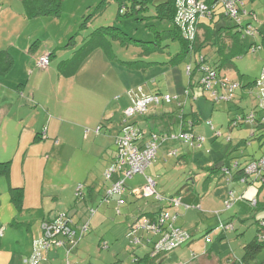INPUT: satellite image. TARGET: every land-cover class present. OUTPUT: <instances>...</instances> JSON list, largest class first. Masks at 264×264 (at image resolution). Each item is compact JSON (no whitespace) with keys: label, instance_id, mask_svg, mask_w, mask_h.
I'll list each match as a JSON object with an SVG mask.
<instances>
[{"label":"rangeland","instance_id":"rangeland-1","mask_svg":"<svg viewBox=\"0 0 264 264\" xmlns=\"http://www.w3.org/2000/svg\"><path fill=\"white\" fill-rule=\"evenodd\" d=\"M162 1L164 0H125L126 8L124 7L119 13L120 4L117 0H63L59 15L38 17L40 20L37 26L45 36V43L47 46L49 43L53 46L54 56L50 59L49 69L55 71L52 79L49 76L42 77L44 81L41 83V88H35L36 91L31 90V93H37V98L43 103L38 104L33 99L31 100L33 104L25 108L23 118L14 115L15 121L18 120V123L22 124L16 130L17 138L20 137L23 124L34 122L35 127L41 125L37 134L35 132L32 134L31 142L34 145L30 149L31 158L26 162V169L30 172L36 169L39 173L37 187L39 193L42 192L44 195L49 194L47 192L49 189L57 190L63 185H68L77 173L84 174L82 184L87 179L86 176H90L91 173L96 174L98 179L102 174L100 181L105 184L103 173L108 164L104 168V162L108 156H111L109 151L114 147L111 148L109 144L111 143L112 146L113 138L117 134L114 133L116 130H111L114 136L107 130V125L110 123L107 114L113 113L115 107L121 109L119 113L124 111V107L128 104L125 91L141 87L143 93L156 90L177 96V100L173 97L170 103L149 104L148 110L171 109L178 113L180 110L178 101H181L187 123L193 124L192 133L204 137L205 142L201 147H189L182 139L176 137L179 133L176 125H173V128H168L167 125L160 127L164 128L163 130L159 128L162 134L166 133L168 137L164 136L160 141L156 157L146 168L145 175L151 172L157 190L159 186H163L168 193L170 192L169 194L180 197L181 205L177 210L180 214L176 223L180 225L186 223L184 228L190 233L189 227L195 228L194 233H191L195 239L190 245L200 242L204 246L211 240L208 247L214 245V251L224 254L231 252L230 254L234 253L235 257H241L244 254L242 244L253 239L257 224L252 216V210L247 206L240 215L236 216L234 212L232 213L236 219L240 218L238 216L242 219L246 216L243 224L236 220L238 223L233 222L235 229L225 232L218 227L219 220H226L228 214L234 211V207L237 208L241 200L234 203L229 210H225L224 203L217 207L221 193L227 194L228 187L223 172L212 168L222 161L227 167H230L234 160L244 165L247 161L261 156L264 150V137H259L260 133L257 129L252 130L251 125L246 122L238 124L233 122L238 115L249 113L256 107V101L246 85L260 75L264 60L261 54L263 47L254 53L247 50L250 43L254 40L260 42L261 38L246 34L244 43L247 52L234 57L232 68H225L220 72L231 82L237 81L241 84L235 89L231 99L227 100L226 96L223 97L226 95V90L220 83H218L217 96H214L211 90L195 84L186 95L185 89L189 81L186 68L189 62L191 69L195 67V59L199 57V53L187 55L186 58L179 56L182 43L167 32L174 30V24L169 18L161 16L162 10L157 4ZM22 7L19 0H0V10L11 12L12 8ZM233 24L234 21L231 19L217 17L211 36L216 40L221 26ZM107 26L119 28L124 35H117V31L114 30L101 31L100 27ZM214 47L208 45L200 51L201 56L206 57L209 64H212L217 57ZM68 72L73 73L67 74ZM59 74L61 78H58ZM199 76L200 72L197 71L194 75L195 82ZM152 80H155L154 86L148 84ZM118 95H121V99L116 101L114 98ZM105 106L113 111L108 110L103 116ZM128 119H135L147 129V132L155 127L144 122L146 119L144 114H136ZM95 120H98L95 125L103 126L98 134L101 135L98 141H94L98 135L95 134V128L91 127ZM49 123L50 128L56 130L55 133L50 130L45 136L44 127H49ZM159 129L154 130L159 131ZM23 134L25 135L22 138L24 136L27 138V131ZM42 135L47 138L44 139ZM9 140L7 138V141ZM9 148L14 149L15 145L11 142ZM172 152H175V155ZM253 184L248 185L251 192L256 193L258 187L262 186L260 197L264 196V185L259 182ZM136 186L135 179H129L125 183L127 190ZM42 187L44 192L41 190ZM6 188H8V180L5 176H0V201L4 198L7 201V196L3 193ZM233 188L237 190L236 187ZM103 195L102 192L96 204L90 198L87 199L86 205L82 203L84 210L93 208L97 209V212L94 218L89 215V210H86L90 227L80 238L79 247L77 246L69 257L66 258V250H64L62 264H134L132 251L136 250L139 254L147 249L138 245L130 247L126 237L127 222L130 219L128 211H132L136 216V213L152 210L160 203L153 196L133 200L127 195L120 206L121 214L117 215L114 201L109 204L103 203L101 201ZM236 195L240 194L236 193ZM75 200L72 199L70 203L62 202L57 209L72 215V225L84 215V210L81 208L76 211ZM46 201V206L52 207L54 206L52 201L56 199ZM39 205L42 209L41 200ZM46 206L42 209L45 212L50 209ZM187 207L189 209L186 211L187 214L180 217ZM174 210L176 211L169 208L171 212ZM39 211H41L39 208H33L25 210L23 215L21 212L16 213V216L26 226L28 223L26 219H30L35 228L39 226L41 219L36 218ZM14 212L11 213L4 204H0V216L4 217L5 221ZM216 212H219V217ZM257 214H261V211H257ZM19 220L13 218L11 221ZM139 221H143V216ZM208 225L212 227L207 228ZM22 230H25V227H22ZM217 233L222 236L220 240H216ZM18 234L21 235L19 236L21 244L24 245L23 233ZM147 235L152 237L151 232ZM77 238L78 236L73 241L65 240V243L59 246L70 244V247H73ZM101 240L108 243L107 250L97 249V244ZM191 256L192 247L189 248L185 243L160 264H170L173 261L195 264L188 263ZM45 259H41L38 263L46 261ZM263 259L264 247L248 264H255Z\"/></svg>","mask_w":264,"mask_h":264},{"label":"crops","instance_id":"crops-1","mask_svg":"<svg viewBox=\"0 0 264 264\" xmlns=\"http://www.w3.org/2000/svg\"><path fill=\"white\" fill-rule=\"evenodd\" d=\"M19 3L22 4L23 6L22 0H19ZM246 8L249 11H253V13L256 16L253 22L259 30L257 36H260L261 42L264 47V0H251L246 5ZM12 11L10 12L4 9L0 10V51H3L4 53H6L5 57H7V59L10 61V66L8 70H6L5 72H0V163L8 162V165L6 166L5 171L0 172V176H5V178L8 180V188L3 190V193L7 196L6 198L7 201H5V198H4L3 200L0 201V204L1 203L4 204L5 207L11 211V213L13 211L15 212L10 217H8L6 221L4 217L0 216V229H2V232L0 235V264H24L23 259L28 257L32 253L33 248H34V242L41 235L40 234V224L44 218H53L59 213L68 214L72 218L71 214L67 212H60L57 209H59L58 207L61 206L62 202L70 203L72 199L75 200L74 198H76L78 187L81 186L82 188L81 189L82 197L78 199L77 201L75 200L77 202L75 203L76 211H78V208L79 209L81 208V210H84L82 208V203L86 205L88 198H90L92 201L94 200V203L96 204L104 188V184L101 182L102 180L100 181L102 174L100 175L101 177L98 179L96 174L91 173L90 176H86L87 179L82 184L81 181L84 179L83 178L84 174L77 173L68 183V185H65V186L63 185L60 188H57V190L49 189L47 190L49 194L44 195L42 192H40L41 194L39 193L38 187H37V183L39 184V173L36 171V169H34V171L32 170L33 172H30L29 169L28 170L26 169V162L31 158V156L29 155L30 149L32 145H34V143L31 142L32 134H34V132L35 134H37V131L40 130L41 125L39 127L38 126L35 127L34 122L23 124L24 126L22 128L21 133L19 134L20 137L18 136L17 138L16 130H18V128L21 127L22 124L20 125V123H18V120L15 121L14 115L17 114V116L23 118L24 116L22 117V115H23V112L25 111V108L33 104V102H31V100L33 99L38 104L43 103L41 99L37 98V93L36 92L31 93V90L32 89L35 90V88L37 89L41 88L42 86L41 83L44 81V78L42 79L43 76H49L52 79L55 70L49 69V65H50V59L54 56L53 54L54 52L52 51L53 46L50 43H49V46H47V44L45 43L46 41L44 38L45 36H43L41 29L39 28V26H37V23L40 20L38 17L30 18V19L27 18L24 15V6L18 9L12 8ZM248 16L250 17V15ZM261 54H262V58L264 59V48L262 49ZM42 55L49 56V63H48V66L45 68H42L38 66L37 64L38 58ZM69 73H73V72H68L67 74ZM58 78H61L60 74L58 75ZM130 89H133V88H130ZM240 97H242V95ZM120 99L121 98L115 99V100L119 101ZM126 101L129 104L128 98ZM128 104L124 107V109L128 106ZM106 107L108 106L104 107L103 116L106 113H108V110L113 111V109L111 108L107 109ZM115 108L116 110L113 111V113L107 114L108 116L107 120L110 121V123L107 125V130L110 131L111 135H113L114 133H118L120 125L124 119L123 111L119 113L121 109L117 107ZM169 110L171 109H168L167 111L169 112ZM161 112L163 111H158V109L152 108L149 111V113L145 116L146 119L144 122L145 123L148 122L152 126H155L156 123L158 125L161 124L162 126H166V125L169 126L166 120L163 121L161 117L159 118V115L161 114ZM153 115H156V116H153ZM97 121L98 120H95L91 124V127L95 128L94 130H95L96 135L100 134L102 127H103L101 125L99 126V124L95 125ZM43 123H45V121ZM171 128L173 127L171 126ZM251 128L252 130H256V128L254 129V127H251ZM50 130L53 133H55L56 129L50 128V123H49V127L48 126L44 127L43 133L45 134V136L47 133H50ZM111 130H116V132L112 133ZM26 131H27L26 136L28 135L27 138H25V136L24 138H22L23 135H25L23 133ZM85 134H86V131H85ZM43 136L44 135H42V137ZM45 136L43 137L44 139L47 138ZM100 137L101 135H98L94 141H98ZM7 138L10 140L7 141ZM37 140H40V139L37 138ZM10 141L12 142V144L15 145L14 149L9 148V143L11 145ZM34 141H36V138H34ZM112 142H113L112 146H111V143L109 144L111 148L114 147V138ZM58 147H60L59 141H58ZM109 153L111 156L110 157L108 156V158L105 159L104 168L107 166V164L111 160V157L113 155V150L109 151ZM222 162L223 164L225 163L224 161ZM15 168L16 169L19 168V170H15ZM150 173L151 172H148V174L147 173L146 174L151 176ZM132 179L136 180L137 186H140L144 182V178L141 175H136ZM226 185L228 187V190L233 189L235 193L243 194L244 196V200L238 203L237 208L234 207L235 208L234 211H231L228 214L226 218L227 221L232 220L235 223L237 220L243 224L244 222L243 219H245L246 216H244L243 219L241 218V216H238L240 218L236 219V216L240 215L241 213H244V210L246 209L247 206L249 209L252 210V216L254 217L255 221H257L258 219L264 218V196L262 195L260 197L262 186L258 187L257 192L254 193V192H251V189L249 188L248 185L245 186L244 183H241L237 180L232 181L230 184H226ZM12 187L19 189L20 199H19L18 205L11 200V188ZM233 187H236L237 190H235ZM155 189L158 193H160V195H164L166 197L172 195V194H169L170 192L168 193L165 187L163 186H159V190H157L156 183H155ZM247 189L248 191H245ZM41 190L44 192L45 191L44 187H42ZM62 194H66V195L64 196ZM227 194L225 192L221 193L220 203H218L219 205L217 207L222 206L224 201L227 200L226 199V197L228 198ZM117 198L118 196H114L106 204L111 203V201H114V203L116 204L115 200ZM252 198H256L258 201V206L254 210L249 204V199H252ZM52 199H56V201H52L55 208H53L54 206L52 207L46 206L47 205L46 200H52ZM39 200H41V203H43L42 209L46 206L48 209L50 208L51 210L49 209L47 212L42 210L39 205ZM159 206L160 205L154 207L152 210H155V209L157 210ZM33 208L34 209L39 208V210H41L39 211L38 216H36L37 219L41 218L40 223H39V226L35 228H34V223L30 219H26V222H28L26 226L22 224V221L19 220V218L16 216V213L18 214L19 212H21V214L23 215V212L25 210H29ZM16 210H19V211L16 212ZM86 210H89V208L85 209L83 212L84 215L75 222L76 225L82 224L83 222L87 225L86 231L83 232V235L85 232L88 231L90 227V219L85 214L87 212ZM187 210H189L188 207L184 208V212L181 213L180 217H183L184 214H187L186 213ZM257 211H261V214L258 215ZM88 212L90 216H94L95 218L97 209L91 208ZM233 212L236 216H233L232 214ZM13 218H17L19 221H11ZM6 222H8V224H6ZM4 224L7 226H4ZM177 225L185 229L184 227L186 226V223H182V225L180 224H177ZM22 227H25V230H22ZM211 227L212 226H209V225L207 226V228H211ZM189 228H190L191 233H194L195 228L194 227H189ZM257 230H258V224H257L256 231H255L253 238L256 237ZM19 232H22L25 237L23 238L24 245L21 244V239L19 237L21 235L18 234ZM83 235H78L77 240L75 241V243H73L74 244L73 247H70V244H66L63 247H61L62 245L59 247L51 246L44 253L43 258H46L45 259L46 261H42L41 263H38V264H62L63 263L62 253L64 252V250H66L65 252L66 258L67 256L69 257V255L76 250L79 244L80 238ZM215 237H217L216 240H220L222 238V236L219 235L218 233L215 235ZM60 238L65 243V239H63V237H60ZM194 239L195 237L192 235L191 239L188 242H186V244L189 245V248L192 247V256L188 263L248 264L250 260L256 257L255 256L253 258H245L244 254H242L241 257L240 256L235 257V254L233 252H232L233 254H230L231 252L224 254V253L218 252L217 250L214 251V248H215L214 245H212L211 247H208V244L210 243L211 240L209 241V243H207L208 242L207 241L206 244H204V246L201 245L200 242H196L190 245V243ZM102 241L104 240H101L100 242ZM98 244H97L98 250L101 251V250L108 249V248L105 249L104 247H101ZM28 245L29 247H27ZM242 246H244V244H242ZM263 261L264 259L261 260L260 262L259 261L256 262L255 264H260ZM180 264H183V263L180 262Z\"/></svg>","mask_w":264,"mask_h":264},{"label":"built area","instance_id":"built-area-1","mask_svg":"<svg viewBox=\"0 0 264 264\" xmlns=\"http://www.w3.org/2000/svg\"><path fill=\"white\" fill-rule=\"evenodd\" d=\"M212 1H214L212 3ZM245 0H176V15L175 20L180 25L182 30V36L187 41H193L196 31V24L198 19L210 15L212 10L219 4L222 5V9L225 14L236 22H240L241 18L247 14L244 9ZM252 19H255V14L248 13ZM245 34L254 35L255 31L248 25L244 27ZM258 49V46L252 45L249 48L250 52H254ZM48 55H42L38 58L37 64L45 68L48 65ZM198 71L201 73L199 82L203 89H209L214 96L219 94L218 83H220L226 90V99H231L234 91L239 87V83L231 82L228 77L224 76L218 78L216 71L213 70L203 56H199ZM187 73L191 72L190 64L186 68ZM186 95L188 90L185 91ZM250 93L253 95L256 101V107L252 111L245 115H238L234 119V124L241 122L249 123L253 125L256 119L259 117L261 121H264V65L262 66L260 77L255 81L253 87L250 89ZM130 98L131 104L123 111L125 117H130L137 113L143 114L148 111L149 104H158L160 101L169 102L172 97L169 95H163L159 97L157 94H144L141 87L130 89L126 92ZM118 97L116 96V99ZM260 112V115L258 112ZM262 114V115H261ZM142 131L132 124H125L122 128V132L115 138V160L108 166L105 171V179L111 180L113 174H117L116 180L110 181L109 186L105 192L104 199L107 200L113 194L120 195L124 191V180L131 178L134 174H143L145 182L140 186L133 188L130 194L136 198H147L153 196L158 203H169L170 207L176 209V211H169L167 209L159 210L154 215H144L143 221L136 220L131 225L129 244L136 246L142 245L143 242H148L153 248V253H173L176 249L184 245L190 238L191 233L177 227L175 221L177 219V210L181 205L180 197H163L155 190V181L149 176L145 175L146 168L150 165L151 161L155 157L159 143L163 138H160L156 134H150L148 136L143 135ZM219 134V133H217ZM177 138L182 139L189 147H201L205 142V138L192 133L190 128L182 130ZM175 154V152H172ZM234 167H237V162L233 163ZM239 176L238 181L246 183L247 185L253 183H261L264 185V150L260 157L256 160L248 162ZM225 177V183L228 184L232 180V170L228 168L222 169ZM81 187V186H80ZM78 187V191L80 189ZM241 198L240 195H236L234 190H228V198L224 202V208L229 209L231 206ZM256 199H251V204L255 205ZM86 224L82 223L78 225L80 235L86 231ZM260 231L257 234V238L260 241H264V221L260 222ZM218 227L223 232L233 230L234 226L232 222H223L219 220ZM144 229L152 233L155 239H146L142 241L140 237L135 235L136 230ZM2 229H0L1 235ZM76 230L73 228L72 219L68 214L59 213L51 219L43 220L41 223V235L34 242V248L32 253L23 259L24 264H38L43 259L44 253L51 246H59L64 243L60 238L68 241H73L76 236ZM208 239V237H207ZM105 244L103 242V246ZM180 264V263H173Z\"/></svg>","mask_w":264,"mask_h":264},{"label":"trees","instance_id":"trees-1","mask_svg":"<svg viewBox=\"0 0 264 264\" xmlns=\"http://www.w3.org/2000/svg\"><path fill=\"white\" fill-rule=\"evenodd\" d=\"M62 1L63 0H22L23 6H24V15L27 18H29V19L30 18H36V17H42V16H57L60 13ZM117 1L120 4V9H119V13H120V12H122V9L124 7L126 8V3H125V0H117ZM249 1H251V0H245L244 1V4L243 5H244V9L247 12V14L244 15L241 18V21L240 22H236L233 19H231L230 17H228L225 14L224 10L222 9V5L218 3V5L212 10V12L210 13V15L205 16V17H202V18L200 17L198 19L197 24H196L195 36H194L193 41H187V40H185L183 38V36H182V30L180 29V25L175 20V15H176L175 14L176 13V0H164V1L160 2L159 4H157V3L156 4H157L158 8H160L162 10L161 16H165V17L169 18L172 21V23L174 24V30L173 31H167V32H169L170 35L172 34L173 36L177 37L181 41V43H182V50H181L179 56L181 58L182 57L183 58H186L187 55L188 56H191V55H194L195 53H199V56H201L200 51H201L202 48H204V47H206L208 45H214L215 46L214 47V51L217 54V57L215 58V60H214V62L212 64H209L208 63V65L213 70L216 71V75H217L218 78H222L224 76L221 75V73H220L221 70L222 69H225V68H232L234 66V63H233L234 57L239 56L241 53H245L247 51L250 52L248 48H250L252 45L258 46V49L257 50H261L262 47H263V44H262L261 41L260 42H257V41L254 40L252 43L249 44V47L247 48L248 50L246 51V45L244 43V39H245V35L246 34L244 33V27H247L248 25H251V27L255 31L254 35H256V36H257V34L259 32L257 26L253 22L254 19H252L251 17L248 16V13L254 14L253 11H249L246 8V5L248 4ZM213 2L214 1H212V3ZM133 7H134V5H133ZM217 17H224V18L231 19V20L234 21V24L232 26H226V27L221 26L220 29H218L217 37H216V40H215L211 36V31L213 29L214 23H216V21H217ZM246 17H248V18H246ZM100 28H101V31L102 30L104 31V30H107V29L108 30H114V31H117L116 32L117 35L118 34L119 35H121V34L124 35L119 30V28H117L115 26H107V27H100ZM254 52H252V53H254ZM5 56H6V53H4L3 51H0V72H5L6 70H8V68L10 66V61ZM48 58H49V56H48ZM197 60H198V57L195 59V61H196L195 67L193 69H191V72L189 74L187 73L188 76H189V81H188V87L185 89V91L188 90V94H189V89L192 88V86H194V84L195 85L202 86L200 84V82H199V78L201 76V73H200V76L198 77L197 81L196 82L194 81V75L198 71V63L199 62H197ZM204 61L207 62L206 57H204ZM48 63H49V60H48ZM189 64H190V62H189ZM263 65H264V60H263L262 66ZM259 77H260V75L247 83L246 86L248 87L249 90L253 87L255 81ZM148 84H152L154 86L155 85V80H152L151 82H148ZM240 85L241 84L239 83V86ZM144 94H147V95L148 94H157L159 97H162L163 95H169V96H171L169 93H163L161 91H156V90L153 91V92L151 91V92L144 93ZM126 96H127V94H126ZM117 97H118L117 99H119V98H121V95L120 96L118 95ZM171 97H172V100H170L169 102H166V101H163L162 100L158 104H161V103L162 104L170 103V102L173 101V99H174L173 97H175V99L177 100V98H176L177 96H171ZM127 98L129 99L128 106H130V104H131L130 98L128 96H127ZM115 99H116V97H115ZM178 108L180 109L178 113L174 112L173 110H169V112L168 111H163L159 115V118L161 117V119L163 121L166 120L167 124L169 125L168 128H171V126L176 125L178 127L179 133L182 130H185V129L187 130L188 128H190V130H191V126L193 124H192V122H190L189 124L187 123V121L185 119V113L183 111V108L184 107H183V104L181 103V101H178ZM257 112L260 115V112L259 111H257ZM148 113H149V110L146 113H143V114H144V116H146ZM137 114H139V113H137ZM245 114H247V113H245ZM245 114H243V115H245ZM156 115H153V116H156ZM132 116L125 117V115L123 113L124 119H123V121H122V123L120 125V128H119L118 133L114 137L113 155L111 157V160L108 163V166L110 164H112L114 162V160H115V153H116L115 152V148H116V146H115V138L122 132V128L125 126V124H132L135 127H137L138 129H140L142 131V133H144L143 134L144 137L145 136H148L150 134H156L160 138H163L164 136L168 137V134H166V133H163L162 134V130L164 128H160V129H162L160 131L159 127L162 126L161 124L158 125L156 123L155 124V127L154 128L153 127L150 128V130H148L149 132H147V129L146 128H143L140 124H138L135 119L134 120L133 119L132 120H129L128 119V118H131ZM251 127H254V129L255 128L257 129V131L260 133L259 137H264V121H261L259 117L256 119V121L254 122V124L251 125ZM154 129H159V131H156ZM156 154H157V152H156ZM156 154H155V157H156ZM173 155H175V154H173ZM256 159L257 158L251 159V160L247 161L244 165H241L238 161L234 160L232 162V165L230 167L225 166V163H224L221 167H218L217 168L215 166L212 169L213 170H221V171H222L223 168L231 169L232 170V180L228 183V184H230L232 181H235V180L238 181L239 176L243 172L242 170H243L244 166L248 162L253 161V160H256ZM235 161L237 162V167H234L233 166V163ZM7 165H8V162L0 163V172L5 171ZM108 166L106 167V169L108 168ZM106 169L104 170V173H103V179L105 181V184H104V188H103L104 195L102 197V202L108 203L114 196H118V198L115 200V202H116V204H115L116 206L115 207L117 209V213L116 212L115 213L117 215H119V214H121V212H120V206L124 202V199H123L124 196L129 195L133 200H136V198H134L130 194V191L133 188H131L130 190H127L126 187H125V183H126L127 180L132 179L137 174H134L131 178H128V179H125L124 180V191L120 195L113 194L110 197H108L107 200H105L104 199L105 192L107 190V187L110 184V181H112V180L114 181L118 177V175L115 173V174L112 175L110 181L109 180H106L105 179V171H106ZM140 175H142L144 177L143 174H140ZM144 182H145V179H144ZM244 184H246V183H244ZM140 186H137V187H140ZM134 188H136V187H134ZM81 189L82 188L80 187L79 191L77 190L76 198H75L76 201L82 197ZM161 196H163V195H161ZM240 196H241V198L239 200H241V201L244 200L243 194H240ZM163 197H165V196H163ZM169 197H173V195L172 196H169ZM19 199H20L19 189L18 188H15V187L14 188L12 187L11 188V200L18 205L19 204ZM239 200H237V201H239ZM249 204L252 207V209L254 210L258 206V201L256 199L255 205H252L251 204V199H249ZM233 206H234V204L231 206V208ZM169 208H171L170 205H169V203H160V206H159V208L157 210L156 209L155 210H149V211L144 210L143 212L136 213V216H134L135 214H133V212L129 210L130 207H128V210H129L128 211V214H129V218H130L129 221L127 222L128 231L126 233V237L128 239V243H129L130 237L132 238V236H130V232L129 231H130L131 225L133 224L134 221L139 220L140 217H142L144 215L151 216V215H154L155 213H157L159 210H162V209L169 210ZM231 208H229V209H231ZM229 209H225V210H229ZM176 213H178V216H177V218H178L180 213L178 211ZM215 214L218 217L220 215L219 212H216ZM46 219H51V218H44L43 220H46ZM42 221H41V223H42ZM222 221L223 222H232L233 223L232 220H228V221L227 220H222ZM261 221H264V218L258 219L256 221L257 224H258V230H257V233H256V237L253 238L251 241L245 243L244 246H243V250H244L243 253H244V257L245 258H253V257H255L258 254V252H260L261 249L264 247V241H260L257 238V234H258V232L261 229L260 228L261 227L260 226V222ZM176 222H177V219L175 221V225L177 227L183 229L182 227L178 226L176 224ZM233 226H234V229H235L234 223H233ZM74 227H77V228L75 229ZM73 228L76 230V233H77L76 236L80 235V230L78 228V225H76L75 222L73 224ZM148 232L149 231H146L144 229H138V230H136L135 235L137 237H140L142 241H145L146 239H152L153 240L154 239L153 238L154 236L152 235V237H149V235H147ZM81 235H83V233ZM191 236H190L189 240L191 239ZM102 242H104V244H105V249L108 248V243L105 242V241H102ZM102 242H100L98 244L101 247L103 246V243ZM138 246H140V248L144 246V247H147V249L145 251H143L142 253H139V254H138V252H136V250L135 251L134 250L132 251V253H133V263L134 264H160L164 259H166L167 257H169L172 254V253H170V254H166V253H153V251H152V248L153 247L148 242H143L142 245H138ZM130 247L132 248L133 245H130ZM173 263H175V262H171L170 264H173Z\"/></svg>","mask_w":264,"mask_h":264},{"label":"water","instance_id":"water-1","mask_svg":"<svg viewBox=\"0 0 264 264\" xmlns=\"http://www.w3.org/2000/svg\"><path fill=\"white\" fill-rule=\"evenodd\" d=\"M223 165V162H220V163H218L217 165H216V167L218 168V167H221ZM260 264H264V261L262 262V263H260Z\"/></svg>","mask_w":264,"mask_h":264}]
</instances>
